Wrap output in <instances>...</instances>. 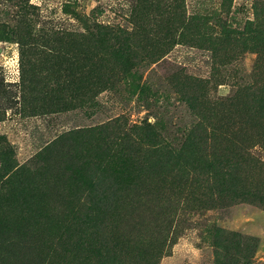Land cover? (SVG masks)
<instances>
[{
  "label": "rangeland",
  "instance_id": "obj_1",
  "mask_svg": "<svg viewBox=\"0 0 264 264\" xmlns=\"http://www.w3.org/2000/svg\"><path fill=\"white\" fill-rule=\"evenodd\" d=\"M63 260L264 264V0H0V264Z\"/></svg>",
  "mask_w": 264,
  "mask_h": 264
},
{
  "label": "trees",
  "instance_id": "obj_2",
  "mask_svg": "<svg viewBox=\"0 0 264 264\" xmlns=\"http://www.w3.org/2000/svg\"><path fill=\"white\" fill-rule=\"evenodd\" d=\"M89 254H90V256H93L94 257V259L95 258H98V259H100V254L98 253V251H96V250H90L89 251ZM101 260V259H100ZM63 263L64 264H70L69 262H67V261H65V260H63Z\"/></svg>",
  "mask_w": 264,
  "mask_h": 264
}]
</instances>
